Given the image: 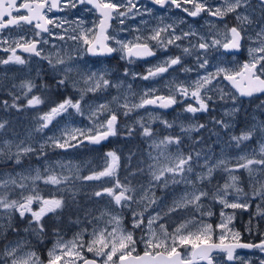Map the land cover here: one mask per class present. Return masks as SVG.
Listing matches in <instances>:
<instances>
[{"label": "snow or ice", "instance_id": "snow-or-ice-1", "mask_svg": "<svg viewBox=\"0 0 264 264\" xmlns=\"http://www.w3.org/2000/svg\"><path fill=\"white\" fill-rule=\"evenodd\" d=\"M151 5L159 6L160 9L175 8L188 17H201L207 14L224 23L222 31L211 39L199 35L198 32L190 28L189 31L176 32L174 24L161 23L148 31L140 27H119L113 26L112 21H117L121 26L125 25L129 19L136 16H143L147 13L152 15L154 8L148 7L141 0H0V33L10 27L27 28L33 34L32 39H27L25 35L13 40L3 51L11 52L6 59H0V64L7 65L15 63L25 65L27 60L17 55V49L24 53L40 57L46 60L55 73L60 72V78L56 80L57 90L67 88L69 85L75 90L77 97L65 96L62 100L51 101V106L37 119L40 121L37 131L49 128V125L58 117L66 116L71 119L74 116L85 118L89 123L83 127L65 126L60 136H50L43 144L39 145V151L44 152L47 145L53 148L67 150L77 148L86 142L99 146L110 137L117 135V125L119 121L118 112L127 117L131 112L146 106H156L161 109H168L178 103H183L186 99L195 101L189 103L183 111L195 115L198 112H208L209 103L213 99L208 95L210 90L220 93L223 100L226 93L223 88L214 85L215 81H227L239 94V96L252 97L255 94H264V26L259 28L254 34H249L245 25H251L253 21L249 16L239 10L249 6L248 0H150ZM264 7V0H260ZM85 6V11L95 12L97 19L91 22L90 27H84L85 21H68L66 18H50L49 13L65 11L66 9H76ZM91 6V7H88ZM230 14H235L236 23L229 26L225 18ZM180 23H184L181 19ZM75 24L76 27L64 28L65 24ZM147 25V21H141ZM207 23V21H206ZM54 28H62L64 34H57V38L65 41H74L86 55L93 57H108L112 54H119L121 60L128 64H134L137 60L148 61L149 58H156V62L145 70V74H139L142 80H154L169 73L170 69L175 70L180 66L184 73H191L194 69L184 64V58L195 54L196 70H204L203 75L197 77L190 83H176L175 79L168 83L169 94L157 95L158 89H147L140 97L138 103H130L125 97L123 103L119 96H113L110 101L103 103H92L87 100L89 94L106 92L110 87L119 89L121 83H114L108 79L105 70H89L81 75V80H70L69 74L74 67L71 66L74 60L79 57L72 55L61 56L57 51L54 54H43L41 44L48 43L43 39L42 34L53 36ZM128 32L130 38L121 36V33ZM190 37H197V42L192 43ZM219 37V38H217ZM39 38V39H37ZM188 41V46L181 42ZM7 44L8 41H0ZM12 44L15 46L13 47ZM53 47H57L53 45ZM170 48L181 50V55L168 54ZM247 52L248 58L243 62H236L237 68L222 66L223 57L231 56L232 60L243 51ZM220 53L216 57L219 61L214 65L215 70L209 71L210 52ZM160 53L163 58L157 56ZM229 64L232 61H228ZM63 65L61 69L59 66ZM125 70V75H128ZM134 77L136 73L132 74ZM82 81L83 86H79ZM39 87L48 89V84ZM20 88L24 90L27 98L25 107H37L46 101L40 95H31L37 85L32 80L24 81ZM179 97V99H178ZM20 97L13 96V102L3 101L5 108H18L16 101ZM233 101L236 96H232ZM115 103L116 108L111 105ZM264 106V105H262ZM238 108H234L226 115H234ZM160 117H152V120ZM137 123L142 129V135L152 137L153 130L146 126L143 120ZM166 128H172L173 122L161 120ZM222 128L227 129L229 124L222 120L216 121ZM6 122H0V130L5 128ZM205 125H191L185 129L181 125V131H199ZM262 133L258 150L253 149L252 154H243L236 158V163L230 166L228 160H217L211 163L208 159L200 164L201 152L188 153L185 155L180 150L182 143L179 136H165L158 142L153 140L149 147L158 149L159 154L155 157L148 153L150 159L154 161L147 165L150 180L146 188H143L139 198L136 197L137 188L133 187L131 181L124 183L118 177L120 168V156L116 151L104 153L106 163L102 170L95 171L87 176H77V179L85 181H104L112 186H101L99 190L92 193L97 198L108 197L109 205H114L119 211H112L105 207L98 216L86 213L87 223L91 225L89 232L87 227H82L71 240H64L58 228L52 229L51 236L54 238L52 246L46 250V258H42L38 248L46 247L45 241L49 238L46 217L59 219L63 211L70 207L75 201L76 192L68 187L71 177L63 176L47 169V175H43L39 169L35 170V175H24L17 173L16 176L7 174V177H0V264H214L213 252L223 253L226 261L239 260L245 264L243 258L236 255L237 249H259L264 252V240L259 243H242L241 233L234 231L229 225L235 219V210L247 211L255 204V214L264 219V121L259 124ZM131 130H129V135ZM256 134V126H252L239 135H232L231 140L239 146L246 141H251ZM175 145L177 153L175 155L166 154L168 148ZM12 143L4 141L0 146V158L13 161L20 165L24 157L36 152L32 145H25L24 141L15 145L16 151L12 152ZM197 166L205 169L197 172L195 180L189 179V175L194 172L193 161ZM160 157L167 163L160 165ZM64 167V165H61ZM243 169L247 173L248 191L241 186L243 183L241 176L236 173ZM217 170H222L227 174V179L223 183L217 181L212 183L213 176ZM137 172L143 173L144 169L137 167ZM135 172L129 175L135 176ZM107 178V179H105ZM127 180V177L124 178ZM28 181L31 183L29 184ZM37 182L44 185L57 186L56 192L43 194ZM185 184L191 186V191H184L178 198H173L170 205L161 207V197H157L154 189H167L170 185ZM206 187H198L197 185ZM65 185V187H59ZM19 190L17 196L12 198L13 190ZM220 205V223L215 227L219 229L217 241L213 242L214 228L211 223L205 221V217H212L215 213L212 210L213 204ZM135 206V207H134ZM159 208V211L151 213L149 210ZM226 209L233 210L226 213ZM127 210L128 223L125 224V211ZM184 212L186 218L176 224L172 231H169L168 224L161 223L165 217H171L173 213ZM146 213H148L146 217ZM96 221V224H92ZM73 223L81 224L77 218ZM251 220H249L248 231L251 232ZM102 224V226H100ZM137 230L141 235L137 236ZM226 233L232 236V243H225ZM9 236L14 237L9 239ZM35 239L36 243L33 244ZM85 237H88L87 239ZM138 245H143L142 254L138 251ZM180 248L184 252L179 251ZM91 254V258L87 254ZM248 264H251L249 261ZM264 264V260L260 261Z\"/></svg>", "mask_w": 264, "mask_h": 264}, {"label": "rangeland", "instance_id": "rangeland-1", "mask_svg": "<svg viewBox=\"0 0 264 264\" xmlns=\"http://www.w3.org/2000/svg\"><path fill=\"white\" fill-rule=\"evenodd\" d=\"M249 6L241 10L245 15L249 16L253 21L251 25H245V28L248 29L249 34H254L256 31H259L261 26H264V7H262L259 0H248ZM171 19L166 18V16H162L153 11L152 15L149 16L147 13L145 15L146 21H150L147 25L143 23L131 24V28L140 27L145 31L150 30L153 27H156L161 23L160 18H163V23L166 24H174L176 28H180V30H176L177 34L181 31H189L190 28L195 29L199 35L205 36L206 39H211L214 36H217V33L222 31L224 28V23L220 22L219 26H209L206 25L201 20L200 17H195L191 20L190 17L186 18V15H178V16H170L172 14H167ZM202 15V14H201ZM148 19V20H147ZM183 19L184 23H180L179 21ZM219 38V37H217ZM192 43L197 42V37L189 38ZM68 41L62 42H54L57 44L54 52L63 50L60 52L61 56H65L66 52L64 51L65 46ZM184 46H188V41L181 42ZM53 52V53H54ZM11 53V52H9ZM68 55V54H67ZM220 53L212 51L209 55L210 67L209 71H214V65L219 63L216 60V57L219 56ZM6 56H9L6 54ZM166 56V55H165ZM163 58V57H161ZM224 64L222 66L237 68V61L243 63L245 59L243 57L236 56L235 60H232L231 56L223 57ZM228 61H232L231 64ZM156 62L152 61L146 65V69ZM184 64L188 67L193 68L194 70L191 73H184L180 70V66H176L175 70L170 69L169 73H166L163 77L156 78L154 80H149L150 83L145 80L140 79L139 74H137L133 78H126L124 76H115L110 77L108 72L109 68L105 69L104 67H93L86 61H81V59L74 60L71 66L74 67L72 73L69 74L70 80H81V75L83 73L88 72L89 70H105L108 73L107 78L112 80L114 83H121V87L116 89L115 87H110L106 92H98L95 94H89L87 100L92 103H103L106 100L110 101L113 96H119L121 103H123L125 97L128 99L130 103H138L140 97L144 94L147 89L156 88L158 92H166L169 94L168 83L170 80L175 79L176 83L183 82L185 84H190L197 75H203L204 70H196V61L195 54L193 56L185 57ZM61 69L64 67L63 65L59 66ZM9 72L6 76L0 74V122H6L5 128L0 130V146H3L4 141H10L12 143L11 151L15 152V145L20 143V141H24L25 145H32L37 149L36 152L29 154L24 157L22 163L20 165H16L13 161L0 158V177H7V174H12L16 176L17 173H22L24 175H35V170L39 169L43 175H47V169L54 171L57 174L63 176H70L71 180L68 187H71L73 191H75L76 198L75 201L71 203L70 207L66 211L60 215L59 219L51 217H46L47 224L51 225V229L48 231H52L54 229V225L57 220L63 219L66 215L72 212H82L83 209H86V212L81 214L73 215L68 222L67 227L75 228L72 230L73 233L68 234L70 237H74V235L81 230L82 227H87L89 231H91V225L87 223L86 213L91 212L92 215L98 216L100 211L105 207H109L112 211H119L114 205H109V198H97L92 195V193L96 190H99L100 187L103 186H112L111 183H104V181H85L82 179H77V176L83 177L92 174L95 171L102 170L106 160L104 153L108 151H116L120 156V168L118 170V177L122 182L127 183L131 181L133 187L137 188L136 197L139 198L143 188L140 185H143L144 188L148 186V182L150 180V176L148 175L147 165L154 163L152 159L149 158L148 153L151 152L152 156L155 157L159 154L158 149H154L149 147L152 144L153 140L159 141L163 139L165 136H179L181 137L182 143L180 145V150L187 155L188 153L201 152L200 164H203L205 159H208L211 163H215L217 160H228L230 161V166L236 163V158L243 154H252L253 149L258 150V145L261 142L262 133L259 130V124L261 121H264V97L249 101L242 99L235 92L234 88L227 82L223 80L215 81L214 85H218L223 88L224 99H220V93L215 90H210L208 95L212 96V100L209 103V111L208 112H198L195 115L191 113H187L183 111V108L189 104H195L194 100L186 99L184 102L178 103V110L172 111L171 114H168L162 110H156L153 108L145 107L141 109L134 110L127 117L123 116L121 113L123 109H120L118 112L119 123L117 125V135L112 137L108 144H110V148L106 151L100 152V148L95 147V145L88 144L87 142L77 148H69L67 150L53 148L51 145H47L44 149V152L41 153L39 151V145L43 144L45 140L50 136H60L62 129L65 126L69 127H83L86 126L89 122L85 118H81L79 116H74L69 119L66 116L58 117L57 119L60 121L57 124L56 120L53 121L49 128L44 129L43 131H37V127L40 121L37 119L39 115H42L44 112L48 110L51 106L52 100H62L65 96H73L77 97L78 93L69 87L62 88L57 90L56 80L60 78L61 73L58 71L55 73L53 69L46 64V62L37 59V58H28L25 67H21L19 64L10 66L8 68ZM112 71V70H111ZM124 72V70H123ZM140 74H145V70ZM27 80H32L37 88L33 90L31 95H40L43 99H45V103L39 105L37 107H25L27 103V98L24 96V90L20 88V85ZM138 80V83L134 81ZM42 84H48L50 87L48 89H42L39 87ZM79 86H83L82 81ZM236 96V100L233 101L232 96ZM13 96L20 97L19 100L16 101L17 105L20 107L5 108L3 105V101H8L9 105L13 102ZM179 99V97H178ZM113 108H116L117 105L113 103L111 105ZM234 108H238L234 115H226V113L231 112ZM160 117V119L152 120V117ZM143 120V123L146 126H150L153 130L152 137H145L142 135V129L140 125L137 123L138 120ZM161 120H167L169 122H173L172 128H166L164 124L161 123ZM222 120L225 123L229 124L230 127L224 129L220 124H217L216 121ZM205 125L204 128H200L199 131H191L185 132L181 131V125L185 129L189 128L191 125ZM252 126H256V134L251 141H246L239 146L236 145L235 141L231 140L232 135H239L242 131L251 128ZM129 130H131V134L129 135ZM122 143H125L123 145ZM177 153V149L175 145H171L168 148V152L166 154L175 155ZM167 163L163 157H160V165ZM64 165V167H61ZM137 167L143 168L144 172H137ZM194 172L189 175V179L195 180V175L197 172L204 171L205 169L197 166L194 156L193 161ZM135 172V176L129 175V173ZM237 175L241 176L243 181L242 185H246L248 191L249 188L247 186V173L245 170L240 169ZM127 177V180L124 178ZM107 179V178H105ZM227 179V174L222 170H217V172L213 176L212 183L215 184L217 181L223 183L224 180ZM30 184L31 182L28 181ZM40 189L42 190L44 195H48L49 193L56 192L57 195H65L68 197L70 194L68 193H59L56 191L57 186L53 185H44L42 182H37ZM198 187H206L205 185H197ZM59 187H65V185H60ZM243 187V186H242ZM17 190L12 191V198H15L18 193ZM157 197H161V207L166 205H170L173 198H178L184 191H191V186L185 185L183 183L177 185H170L169 188H156L154 189ZM258 201V200H256ZM260 203V202H259ZM135 207V206H134ZM159 208H153L149 211L154 213L155 211H159ZM212 210L215 213L212 217H205V221L207 223H211L213 225L214 230H216V225L220 223V218L217 220L220 211V205L218 203L213 204ZM125 211V224L128 223L127 218V210ZM228 213L229 209L225 210ZM2 214V213H0ZM146 217L148 213L145 214ZM81 224H75L74 221L77 218H82ZM220 217V216H219ZM166 218V217H165ZM186 218L184 213V219ZM217 220V222L215 221ZM161 223H164L163 221ZM92 224H96V221H92ZM102 226V224L100 225ZM232 228V223L229 225ZM169 229V227H168ZM173 227L169 229L172 231ZM139 231V230H138ZM219 229H217V234L219 235ZM140 232V231H139ZM141 234V232L139 233ZM215 234V231H214ZM226 237L231 236L230 233L225 234ZM14 237L9 236V239H13ZM86 239L88 237H85ZM33 240V244L36 243L35 239ZM51 238H47L46 241ZM67 239V238H66ZM67 241V240H66ZM4 243V241H0V244Z\"/></svg>", "mask_w": 264, "mask_h": 264}, {"label": "flooded vegetation", "instance_id": "flooded-vegetation-1", "mask_svg": "<svg viewBox=\"0 0 264 264\" xmlns=\"http://www.w3.org/2000/svg\"><path fill=\"white\" fill-rule=\"evenodd\" d=\"M141 2L147 4L148 7H150V8H154V12H156L157 14H160L162 16H166V18H168V19H171L167 15L169 13L172 14L170 16H178V15L182 14V15H186V18H188L186 13H183L182 11H180L178 9H175V8H170L167 10L160 9L159 6L151 5L150 0H141ZM211 3H213V4L217 3V0H211ZM88 7H91V6H88ZM246 8H245V10H246ZM145 15H146V13L143 16H136L134 19L127 20L125 25H123V26L119 25L117 23V21H115V20L112 21V23H113V26L116 28L131 27L130 26L131 24L140 23L141 21L146 20ZM234 15L235 14H230L229 16H227L225 18V21L228 23L229 26H232L236 23V21L234 19ZM49 17L50 18H54V17L66 18L68 21L83 20V21H85L84 27H90L91 22L97 19V14L94 11L93 12L85 11V6H79L76 9L69 8V9H66L65 11L54 10L52 13H49ZM190 18H191V20H193L195 17H190ZM200 20L202 22H204L206 25H209L212 27L213 26H219V23L222 22V21H220L214 17L207 16V14H202L199 21ZM206 21H207V23H206ZM149 22L150 21H148V23ZM28 27H30V26H25L24 28L10 27L9 29L4 30L3 33H0V41H4V40L8 41L7 44L0 42V59H6L8 57V56H6V54L11 55V53L5 52V51H3V49L8 47L9 44H11L13 40L19 39V37L22 35H25L27 39L33 38V34L31 32L27 31ZM70 27H76V25L75 24L69 25L67 23L64 25V28H70ZM176 30H180V28H178V29L176 28ZM57 34H64V30L62 28H54L53 29V36H51V37H49L47 34H42L43 39L48 41V43L40 45V47L43 49V54L47 55V54H54L55 53L54 51H55L56 47L54 48L53 45H57V44H54V42H56V41L59 43L62 42L61 40H59L57 38ZM65 35H66V40H67V34H65ZM121 36L130 38V34L128 32L121 33ZM37 39H39V38H37ZM67 41H68V43L65 46L64 51L68 55H72L74 57H79L78 59H81V61L88 62L93 67H104L105 69L109 68L108 72L111 73L110 77L124 76L126 78H133V75H132L133 73L140 74L142 71L146 70V65L148 66V63L156 60V58H151L147 62L144 60H137L136 63H134V64H128L127 61L121 60L119 58V54H116V53H114L108 57L97 58V57H93L91 55L84 54L76 42L71 41V40H67ZM12 46L14 47L15 45L12 44ZM62 51L63 50H59V52H62ZM168 54L181 55V50L176 49V48H170L168 50V52L164 53L163 55L165 56ZM17 55H20L22 58H24L26 60L28 58H32V59L37 58V59H40V60L46 62V64H48V62L46 60H43L40 57H36L34 55H30L28 53H24L20 49H17ZM157 56L160 58L163 57V56H161L160 53H158ZM237 56L243 57L245 60L248 58L246 50L243 51L241 54H238ZM225 57H228V56H225ZM12 64L17 65L15 63H9L7 65L0 64V74H3L4 76H6L9 72L8 68L10 66H12ZM25 65H20V66L25 67ZM123 70H124V72H123ZM125 70L128 71V73H129L128 75H125ZM134 82L138 83V80H136ZM148 82L150 83L149 80H148ZM156 94L157 95H167L166 92H164V91H163V93L157 92ZM238 96H239V94H238ZM239 97L242 99H245V100L253 101V100H257V99L264 97V94L255 95L251 98H247V97H243V96H239ZM146 107L153 108L156 110L160 109V108L158 109L156 106H151V105L146 106ZM178 107H179V104H176V106L173 109H171L170 111H168L166 113L171 114L172 111H174V110L177 111ZM118 123H119V121H118ZM110 139H109V141H110ZM109 141L102 143L99 146L95 145V147L100 148L101 149L100 152L102 153L103 151L107 150L106 148H107ZM242 186L245 188V190H247L246 185H242ZM258 203H259V201H254L253 207L249 208L247 211L235 210L236 215H235V219L232 222V229L234 231H239L241 233L240 240L242 243H253V244H255V243H259L261 240H264V219H260V217H258L255 214V204H258ZM262 207H264V205H262ZM232 212H233V210L229 209L228 213L230 214ZM219 218L220 217L218 216L217 220ZM183 219H184V212H179V213H173L170 218L166 217L165 220H163V222L164 223L166 222L168 224L169 229H171L176 224L180 223ZM217 220H215V221L217 222ZM249 220H251V222H252L251 223V228H252L251 232L248 231ZM61 233H62L65 241L69 240V238H71L68 235V234H71L70 231H61ZM139 233L140 232L137 230V233H136L137 236L141 235ZM50 234L51 233L49 232V235ZM49 237L51 239L48 241H45L46 247L38 248V250L41 253L42 258H46V250H47V248H50L52 246V243H53L52 240L54 238L52 236H49ZM217 237H218V234H217V229H216L215 234L213 235V238H212L213 242L217 241ZM232 242H233L232 236L226 237L225 243H232ZM138 251L142 254L143 245H138ZM179 251L184 252V249L180 248ZM87 255L89 258H91L90 253ZM212 255H213L214 264H241V262L239 260L227 262L223 253L217 254L216 252H213ZM236 255L243 258V261L245 262V264H248L249 261L251 262V264H260V261L264 260V252H261L259 249H255V248H253V249H237ZM200 264H206V262H200Z\"/></svg>", "mask_w": 264, "mask_h": 264}, {"label": "trees", "instance_id": "trees-1", "mask_svg": "<svg viewBox=\"0 0 264 264\" xmlns=\"http://www.w3.org/2000/svg\"><path fill=\"white\" fill-rule=\"evenodd\" d=\"M67 209H68V208H66L64 211H66ZM83 210H84V209H83ZM83 210H82V212H83ZM75 213H81V212H78V211H77V212H75ZM70 214H71V213H70ZM68 215H69V214H68ZM68 215H66L65 218H67ZM54 222H55V221H54ZM47 227L50 228V229L52 228L51 225H49V224H47ZM53 228H54V227H53Z\"/></svg>", "mask_w": 264, "mask_h": 264}, {"label": "water", "instance_id": "water-1", "mask_svg": "<svg viewBox=\"0 0 264 264\" xmlns=\"http://www.w3.org/2000/svg\"><path fill=\"white\" fill-rule=\"evenodd\" d=\"M259 95H261V94H259ZM243 97H245V96H243ZM173 107V106H172ZM172 107H170V108H168V109H166V110H169V109H171Z\"/></svg>", "mask_w": 264, "mask_h": 264}]
</instances>
